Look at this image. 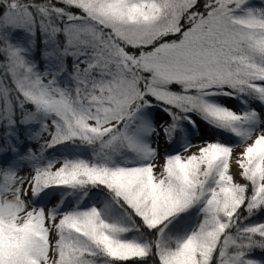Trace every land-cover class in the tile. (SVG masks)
Segmentation results:
<instances>
[{"label":"snow or ice","instance_id":"1","mask_svg":"<svg viewBox=\"0 0 264 264\" xmlns=\"http://www.w3.org/2000/svg\"><path fill=\"white\" fill-rule=\"evenodd\" d=\"M0 264H264V0H0Z\"/></svg>","mask_w":264,"mask_h":264},{"label":"rangeland","instance_id":"2","mask_svg":"<svg viewBox=\"0 0 264 264\" xmlns=\"http://www.w3.org/2000/svg\"><path fill=\"white\" fill-rule=\"evenodd\" d=\"M230 104H234L235 102L234 101H230L229 102ZM160 117L162 119H167V116L164 115V114H160ZM198 123L200 124V132L198 134H193V138L194 139H204V138H207L211 135V133L207 130V126L204 125L202 122L198 121ZM161 147L163 148L164 145H163V141H161ZM59 198V193L56 192V191H52L49 193V200L51 203H55L56 200Z\"/></svg>","mask_w":264,"mask_h":264}]
</instances>
